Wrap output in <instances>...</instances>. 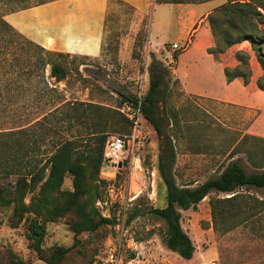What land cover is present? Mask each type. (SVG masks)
Returning a JSON list of instances; mask_svg holds the SVG:
<instances>
[{
	"label": "rangeland",
	"instance_id": "374dc122",
	"mask_svg": "<svg viewBox=\"0 0 264 264\" xmlns=\"http://www.w3.org/2000/svg\"><path fill=\"white\" fill-rule=\"evenodd\" d=\"M211 1H219L221 6L227 2L153 0L146 15L114 3L106 18L101 57L63 59L62 63L70 71L69 76L56 89L52 86L45 93V107L40 113V92L35 80L31 81L24 97L19 98L18 106L25 108L21 113L24 116L30 115V119L36 115H54L55 109L67 102L102 106L124 118L109 113L103 121L94 120V111L84 107L78 112L80 118L69 123L66 117L68 111L64 107L56 116L60 118V125L56 127L53 122L55 118H52V129L48 132L36 130L25 137L15 135L0 140V189H6L0 194V264H47L45 260H49L52 254L61 249L71 250L58 264H102L110 251L120 264H264V214L253 217V214L248 213L243 217H249L248 222H243V219L234 221L238 227L226 235L215 230L210 203L211 200L231 197L226 194L213 193L196 210L180 212L181 226L195 247L191 261H185L167 249L164 243L166 226L150 214L155 209L165 207V187L157 172L159 141L153 126L123 99V96H145L150 87L153 58L162 61L174 72L172 90L168 92L169 108L176 110L180 121L174 143L177 154L174 176L177 186L197 188L217 179L226 166L235 160H242L241 165L248 173L255 171L246 163L244 155H234L233 152L240 143V133H244L259 139L249 142L247 148L255 149L258 159L264 158V136L261 135L264 124L257 130L251 127L258 112L185 94L175 75L179 58L193 48V31L197 29L195 27L192 30L195 22L193 14L187 10L180 13L179 20L182 23L172 25L171 36L162 51L155 53L156 47L150 44L156 38L150 31L157 5L177 2L179 4L171 5L185 7ZM184 30L190 32L185 39ZM212 40L215 45L214 38ZM172 44H178L179 49L173 50ZM241 51L257 58L249 43L239 50L229 49L228 58L232 56L236 59V54ZM197 52L205 53L202 48ZM177 54L179 57L175 61L174 56ZM223 56L215 60L220 61ZM225 63L229 64V61ZM176 80L178 83L174 84ZM51 82L54 84V80ZM83 116H88V119ZM133 134H137L141 141L140 146H136L137 156L134 160L112 168L105 163L103 155L99 175L90 168L85 170L87 187L80 204L87 202L90 210L91 203H95L96 212L111 223L94 233H83L76 238L72 230L77 222L75 210L56 218L52 223L45 222L43 257H40L34 250L33 241L28 238L33 213L26 214L23 221L18 222V218L14 217L15 205L5 203L17 197V177H7L6 174L21 157L27 156L24 160L29 162L46 160L66 140H78V152L86 158H94L100 147H103L105 153L111 138ZM100 139H105L103 146L99 144ZM94 185L98 188L92 187ZM39 193L40 186L28 190L23 200L25 206L30 207L31 201L37 200ZM72 193L73 177L67 175L60 194H52L51 199L57 206L66 208ZM237 193L251 195L264 202V190L239 189ZM228 222L222 220L220 224L228 226ZM234 222L230 221L232 225Z\"/></svg>",
	"mask_w": 264,
	"mask_h": 264
},
{
	"label": "trees",
	"instance_id": "16d2710c",
	"mask_svg": "<svg viewBox=\"0 0 264 264\" xmlns=\"http://www.w3.org/2000/svg\"><path fill=\"white\" fill-rule=\"evenodd\" d=\"M56 1L59 0H0V140L12 138L15 135L25 137L36 130L48 132L52 129L50 128L52 118H55L53 122L56 127L60 125V118L56 116L64 107L68 111L66 117L69 123L80 118L78 112L84 107L94 111V120L103 121L109 113L124 118L121 114L111 112L102 106L78 102L60 104L59 108L53 112L54 115L52 113L36 115L34 119H30V115L24 116L21 113V110L25 108L18 107L19 98L24 97V92L28 86H31V81L35 80L40 92L38 98L39 109H41L38 113H40L45 107V93L52 86L56 89L57 85L69 76L70 71L64 66L62 60L79 57L45 50L16 31L6 21V17ZM226 1V4L215 9L208 16L211 34L215 41L214 47L207 51L208 54L218 59L229 49L249 43L264 73V0ZM114 3L134 9L123 0H109V12ZM178 57V54L174 56L175 61ZM250 59L251 56L247 52L241 51L236 54L239 66L225 69L228 84L235 80H242L245 85L250 84L252 78ZM150 72V87L146 95L141 98L123 96V99L125 103L135 107L139 114L153 126L159 141L157 172L165 187V207L155 209L150 214L159 218L166 226L164 243L167 249L178 254L183 260L191 261L195 254V247L181 226L180 212L196 210L213 193L231 195L230 198L211 200L210 203L215 230L223 235L236 229L238 223L234 221L242 220L248 213L253 214V217L264 214L263 201L251 195L244 196L237 193L239 189L264 190V158L258 159L255 149L247 148L249 142L259 139L240 133V143L233 153L244 155L246 163L255 170L254 172L248 173L241 165L242 160H235L226 166L217 179L193 189L178 187L174 176L177 161L174 143L177 139L176 129H180V121L176 110L169 108L168 99V92L172 90L174 72L155 58H153ZM53 80L54 84L51 82ZM176 83H178L177 80L174 84ZM257 88L264 92V74L257 81ZM83 117L88 119V116ZM104 143L105 139L99 140L100 146ZM78 144V140H66L57 146L46 160L40 162L25 161L27 156L21 157L6 174L7 177H17L15 192L17 197L5 203L15 205L14 217L18 218V222H22L26 214L33 213L34 219L30 222L28 238L33 241L34 250L40 257H43L42 241L46 233L45 222L52 223L56 218L75 210L77 222L72 226V230L76 238L83 233H94L111 223L96 212L95 203H91L90 210L87 202L80 204L87 187L85 170L90 168L99 175L104 155L103 147L99 148L94 158H86L78 152ZM67 175L73 177L74 193L70 194L69 205L61 208L51 199V195L60 194V188ZM37 186H40L38 199H33L30 207H26L23 200L27 191L34 190ZM92 187L98 188L97 185ZM5 191L6 189H0V194ZM248 219L249 217L242 221L248 222ZM222 220H229V225L220 224ZM230 221L234 224L232 225ZM70 250L61 249L45 261L47 264H58Z\"/></svg>",
	"mask_w": 264,
	"mask_h": 264
},
{
	"label": "crops",
	"instance_id": "0c3cea01",
	"mask_svg": "<svg viewBox=\"0 0 264 264\" xmlns=\"http://www.w3.org/2000/svg\"><path fill=\"white\" fill-rule=\"evenodd\" d=\"M123 1L141 15H146L153 4V0ZM221 5L219 1L185 7L157 5L150 31L156 38L150 44L156 47L155 53L162 51L171 36L172 25L182 23L179 20L180 13L187 10L193 14L195 22L192 30L197 28L193 31V48L179 58V67L175 71L182 91L194 97L257 111V118L253 119L251 125L253 130H257L264 124V92L257 88V81L264 73L257 58L250 54L252 78L249 85H245L242 80L228 84L225 69L236 68L239 63L232 56L228 58L229 52L220 61L207 52L214 47L208 16ZM108 12L109 0H59L8 15L6 21L25 38L45 50L98 59L102 55ZM184 31L183 39L190 33L189 30ZM245 44L237 45L230 51L242 49ZM201 48L204 54H198ZM226 60L229 64L225 63ZM261 133L264 136V130Z\"/></svg>",
	"mask_w": 264,
	"mask_h": 264
},
{
	"label": "built area",
	"instance_id": "2783aa9c",
	"mask_svg": "<svg viewBox=\"0 0 264 264\" xmlns=\"http://www.w3.org/2000/svg\"><path fill=\"white\" fill-rule=\"evenodd\" d=\"M173 50H178L179 45H171ZM139 113V112H138ZM140 115V114H138ZM138 126V122L135 123ZM141 141L137 134L132 136H120L111 138L106 145L104 158L105 163L110 164L112 168H118L119 164H124L129 160L136 158V146H140ZM109 175V174H108ZM115 253V252H114ZM102 264H120L115 254L110 251L107 255V260H102Z\"/></svg>",
	"mask_w": 264,
	"mask_h": 264
},
{
	"label": "water",
	"instance_id": "95a60500",
	"mask_svg": "<svg viewBox=\"0 0 264 264\" xmlns=\"http://www.w3.org/2000/svg\"><path fill=\"white\" fill-rule=\"evenodd\" d=\"M124 164H125V163H124ZM124 164H119L118 167H121V166H123Z\"/></svg>",
	"mask_w": 264,
	"mask_h": 264
}]
</instances>
